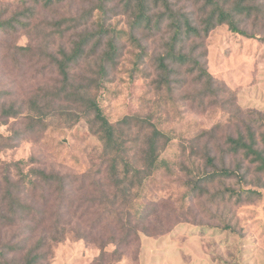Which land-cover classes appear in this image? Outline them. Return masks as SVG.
<instances>
[{
  "label": "trees",
  "instance_id": "1",
  "mask_svg": "<svg viewBox=\"0 0 264 264\" xmlns=\"http://www.w3.org/2000/svg\"><path fill=\"white\" fill-rule=\"evenodd\" d=\"M34 1L51 9L65 0ZM121 5L127 31L106 25V0L81 17L70 19L74 25H86L92 12L98 11L95 28L84 30L72 45L52 54L59 86L52 91L40 89L26 101L35 115L31 119L43 122L44 115L66 97L72 109L79 112L73 113L87 119L102 144L103 178L97 181L90 173L62 176L40 168L25 171L29 162L10 163L5 183L0 185V234L15 230L11 240L0 246V264H49L52 244L61 238L60 223L74 209L78 193L83 196L77 201L100 210L98 225L108 224V239L100 240V253L92 264H116L123 250L139 240L140 233L155 236L148 226L145 200L150 197L151 185L160 177L171 176L178 166L164 157L174 135L163 128L168 121L163 113L175 104L174 97L180 91H184V101L198 104L201 111L219 108L228 120L225 134H218L223 129L218 123L213 129L188 137L196 176L185 184L189 190L183 195L184 205L193 196L204 195L206 184L220 178L238 179L243 186L257 181V186L264 187V113L253 111V117L245 113L236 103L235 94L209 73L206 59L208 37L217 26L228 25L232 32L247 38H264V4L257 0H201L197 13L176 9L171 0H123ZM4 13L0 11V32L12 33L19 30L18 26L28 28V22L21 18L33 17L35 8L6 19L2 17ZM55 27L62 36L61 27ZM142 39H156L157 54H151ZM123 41L139 50L133 73L143 74L146 79L155 75L152 84L156 99L149 101L151 106L146 107L145 115L125 116L112 122L98 96L118 63ZM18 50L28 52L29 48ZM83 66L86 74L77 80L74 71ZM41 92H45L43 96ZM51 94L52 98L47 97ZM23 110L22 105H3L5 120L0 127ZM12 171L16 172L15 180H11ZM78 182L80 188H76ZM244 191L260 194L252 189ZM52 202L57 205L54 213L49 209ZM110 246L113 248L109 251Z\"/></svg>",
  "mask_w": 264,
  "mask_h": 264
},
{
  "label": "rangeland",
  "instance_id": "2",
  "mask_svg": "<svg viewBox=\"0 0 264 264\" xmlns=\"http://www.w3.org/2000/svg\"><path fill=\"white\" fill-rule=\"evenodd\" d=\"M101 1L65 0L49 9L34 0H0L4 19L35 8L33 17L21 18L28 22L27 29L18 26L16 32H0V125L5 120L3 105L24 107L21 115L7 119L0 127V185L5 183L9 164L20 160L30 164L25 171L40 168L62 176L90 173L97 181L103 178L102 144L87 119L75 115L79 112L72 109L66 97L44 115L43 122L31 119L35 115L26 103L40 89L52 91L59 86L60 76L51 56L57 55L61 47L72 45L84 30L95 28L98 11L92 12L86 25H74L70 19L95 9ZM257 1L264 4V0ZM122 2L106 0V25L127 31ZM171 2L176 9L190 13H197L201 6V0ZM55 24L61 27L62 36ZM155 40H141L154 55ZM120 46L124 47L118 63L98 96L112 122L125 116L145 115L146 107L151 106L149 101L156 99L152 84L155 75L146 79L132 71L137 47L126 41ZM19 47L29 51L20 52ZM206 59L209 73L235 94L236 103L245 113L249 112L251 117L253 111L264 113L263 37L247 38L232 32L228 25L217 26L208 37ZM74 73L77 80H82L85 66L76 68ZM44 93L41 92L42 96ZM183 95L184 91L175 95V104L163 113L168 120L163 128L174 135L164 157L176 161L178 166L171 176L160 177L151 185L150 197L145 200L149 208L148 226L155 236L140 233L139 240L123 250L121 261L116 264H264V187L257 186V181L243 186L238 179L220 178L206 184L208 190L204 195H195L184 205L182 198L189 190L185 184L196 176V165L189 157L188 137L213 129L218 123L223 125L218 134H225L224 124L228 120L219 108L201 111L198 104L184 101ZM47 97L52 98V94ZM15 174L11 172V180L16 179ZM80 187L78 182L76 188ZM248 189L256 190L259 196L247 194L244 190ZM82 196L78 193L76 199ZM77 200L60 223L61 238L52 244L49 264H92L100 253V240L108 239V224L99 226L97 222L100 210ZM56 206L52 202L50 212L54 213ZM14 230L0 234V246L11 240ZM85 235L88 237L84 238Z\"/></svg>",
  "mask_w": 264,
  "mask_h": 264
}]
</instances>
